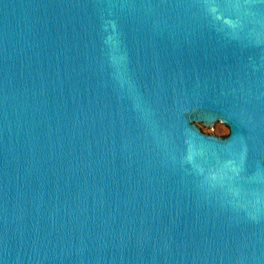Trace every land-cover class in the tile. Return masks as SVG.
I'll use <instances>...</instances> for the list:
<instances>
[{"label":"water","instance_id":"obj_1","mask_svg":"<svg viewBox=\"0 0 264 264\" xmlns=\"http://www.w3.org/2000/svg\"><path fill=\"white\" fill-rule=\"evenodd\" d=\"M0 264H264V0H0Z\"/></svg>","mask_w":264,"mask_h":264}]
</instances>
